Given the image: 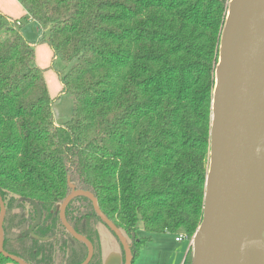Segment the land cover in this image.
<instances>
[{
	"label": "trees",
	"instance_id": "16d2710c",
	"mask_svg": "<svg viewBox=\"0 0 264 264\" xmlns=\"http://www.w3.org/2000/svg\"><path fill=\"white\" fill-rule=\"evenodd\" d=\"M230 0H18L0 11V196L3 251L28 264H80L88 249L63 226L57 205L90 192L138 259L152 234L192 238L202 221L212 96ZM39 25L35 41L20 32ZM52 56L36 62L35 45ZM73 97L53 117L45 79ZM41 220L33 237L25 231ZM103 264L100 225L86 196L65 210ZM115 240V241H116ZM119 247L123 255L120 242ZM191 246V245H190ZM192 263L188 248L182 264ZM0 264H19L0 252Z\"/></svg>",
	"mask_w": 264,
	"mask_h": 264
},
{
	"label": "water",
	"instance_id": "95a60500",
	"mask_svg": "<svg viewBox=\"0 0 264 264\" xmlns=\"http://www.w3.org/2000/svg\"><path fill=\"white\" fill-rule=\"evenodd\" d=\"M86 196L96 214L120 242L103 264H132L122 232L100 210L88 191L73 190L57 205L65 229L85 243L88 264L93 246L68 223L65 210L76 196ZM25 231L33 237L41 220ZM5 204L0 196V252ZM191 264H264V0H230L221 33L212 96L210 152L202 221L192 236Z\"/></svg>",
	"mask_w": 264,
	"mask_h": 264
},
{
	"label": "rangeland",
	"instance_id": "374dc122",
	"mask_svg": "<svg viewBox=\"0 0 264 264\" xmlns=\"http://www.w3.org/2000/svg\"><path fill=\"white\" fill-rule=\"evenodd\" d=\"M20 32L26 38L34 41L38 36V24L24 20L23 25L20 27ZM39 55H41L39 59L36 57L37 64H41L40 61L44 58H50L47 51L46 53L40 51ZM45 79L53 98L52 111L54 120L56 123H64L72 115L73 97L67 93H60V82L53 71L47 70ZM100 230L104 233L102 234L104 249H107L112 242L119 247L117 240L111 236L103 225H100ZM177 235V233L166 232L152 234V240L142 247L140 255L134 264H182L188 247H191V250L193 248L192 245L190 246L191 240L189 238L185 237L180 241H176L175 237Z\"/></svg>",
	"mask_w": 264,
	"mask_h": 264
},
{
	"label": "crops",
	"instance_id": "0c3cea01",
	"mask_svg": "<svg viewBox=\"0 0 264 264\" xmlns=\"http://www.w3.org/2000/svg\"><path fill=\"white\" fill-rule=\"evenodd\" d=\"M0 11L2 13H4V14L8 15V16L13 17V18H20V17H22V16H24L26 14V11L21 6V4L18 2V0H0ZM27 21L30 22V23H32V22L34 23L35 22V21L31 20V19H28ZM35 23L38 24L37 22H35ZM22 35L24 36V34H22ZM38 35H39V25H38ZM37 38H38V36H37ZM26 39H28V38H26ZM28 40H30V39H28ZM35 51H36V57L38 59H39V57H41V55H39L40 51H43L44 53H46V51L49 52L50 58L49 59H48V57L44 58V59L41 58L42 59L40 61L41 64H38L41 67H47L49 65V63H50V59H51V56H52V53H51L49 47L47 45H45V44H37V45H35ZM50 94H51V92H50ZM101 233L104 234L102 231H101ZM102 243H103V239H102ZM103 250H104V254H103L104 255V259L103 260L109 258L110 254L113 253V252L114 253H121L120 247H117V245L115 243H113V242H112V244L109 245V247L107 249H104V247H103ZM185 255H186V253H185ZM184 258H185V256H184Z\"/></svg>",
	"mask_w": 264,
	"mask_h": 264
},
{
	"label": "built area",
	"instance_id": "2783aa9c",
	"mask_svg": "<svg viewBox=\"0 0 264 264\" xmlns=\"http://www.w3.org/2000/svg\"><path fill=\"white\" fill-rule=\"evenodd\" d=\"M187 238V236L185 235V234H183V233H180V234H178L176 237H175V240L176 241H180L181 239H183V238ZM189 240H191V242H192V238H190ZM191 242H190V244H191Z\"/></svg>",
	"mask_w": 264,
	"mask_h": 264
}]
</instances>
